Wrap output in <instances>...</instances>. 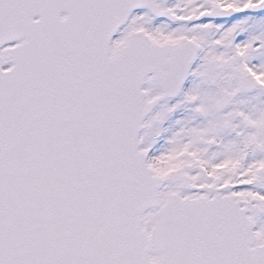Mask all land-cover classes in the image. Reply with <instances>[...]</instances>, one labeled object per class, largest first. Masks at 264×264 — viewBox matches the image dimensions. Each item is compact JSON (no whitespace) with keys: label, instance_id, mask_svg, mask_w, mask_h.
Here are the masks:
<instances>
[{"label":"snow or ice","instance_id":"6c2138e0","mask_svg":"<svg viewBox=\"0 0 264 264\" xmlns=\"http://www.w3.org/2000/svg\"><path fill=\"white\" fill-rule=\"evenodd\" d=\"M0 264H264V0H0Z\"/></svg>","mask_w":264,"mask_h":264}]
</instances>
